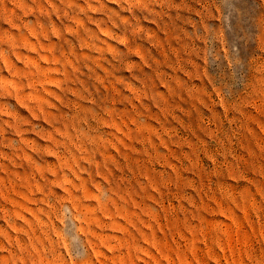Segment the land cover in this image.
I'll use <instances>...</instances> for the list:
<instances>
[{
    "label": "rangeland",
    "instance_id": "obj_1",
    "mask_svg": "<svg viewBox=\"0 0 264 264\" xmlns=\"http://www.w3.org/2000/svg\"><path fill=\"white\" fill-rule=\"evenodd\" d=\"M0 264H264V0H0Z\"/></svg>",
    "mask_w": 264,
    "mask_h": 264
}]
</instances>
